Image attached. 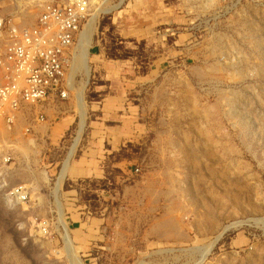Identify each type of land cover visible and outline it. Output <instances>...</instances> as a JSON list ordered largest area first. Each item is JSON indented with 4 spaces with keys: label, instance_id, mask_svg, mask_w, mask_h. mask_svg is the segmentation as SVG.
<instances>
[{
    "label": "rangeland",
    "instance_id": "374dc122",
    "mask_svg": "<svg viewBox=\"0 0 264 264\" xmlns=\"http://www.w3.org/2000/svg\"><path fill=\"white\" fill-rule=\"evenodd\" d=\"M93 16L88 78L69 68V99L12 132L0 174L30 197L0 193V264H264V0H97Z\"/></svg>",
    "mask_w": 264,
    "mask_h": 264
},
{
    "label": "built area",
    "instance_id": "2783aa9c",
    "mask_svg": "<svg viewBox=\"0 0 264 264\" xmlns=\"http://www.w3.org/2000/svg\"><path fill=\"white\" fill-rule=\"evenodd\" d=\"M217 1L236 5L260 0ZM10 3L13 11L0 14V167L6 172L15 154L13 130L20 125L21 135H30L34 125L45 121L49 101L69 99L74 45L91 14L89 0ZM6 172L0 174L3 202L12 207L27 203L30 188L7 184ZM40 224L47 236L48 223Z\"/></svg>",
    "mask_w": 264,
    "mask_h": 264
},
{
    "label": "bare ground",
    "instance_id": "6f19581e",
    "mask_svg": "<svg viewBox=\"0 0 264 264\" xmlns=\"http://www.w3.org/2000/svg\"><path fill=\"white\" fill-rule=\"evenodd\" d=\"M90 2V9H92L94 7V5L96 4L97 0H89ZM95 20V16H93V18H91V20H88V23L86 25H84L82 32H80V34L78 35V43H77V49H78V53L73 54V58L71 61V65H70V69L74 70V67H76L77 69L79 68L80 70H82V72L85 75V80L88 78V73H89V67L87 65V46L89 44V34L90 31L93 27V23ZM91 22V23H90ZM91 35V34H90ZM82 53H84V55L82 56ZM77 64V65H76ZM78 69V70H79ZM81 72V71H80ZM85 82V81H84ZM19 141V140H18ZM71 156V152L67 158V160L70 159ZM2 170V169H1ZM2 172V171H1ZM4 172V171H3ZM7 174V173H6ZM9 174V173H8ZM18 174V173H16ZM9 177V176H8ZM62 177V176H61ZM46 180V179H45ZM59 188V187H58ZM58 190V189H57ZM56 192V190H55ZM55 194V193H54ZM22 204V203H21ZM210 248V246L205 247L204 251L202 249V254L201 257H204L208 251V249Z\"/></svg>",
    "mask_w": 264,
    "mask_h": 264
},
{
    "label": "trees",
    "instance_id": "16d2710c",
    "mask_svg": "<svg viewBox=\"0 0 264 264\" xmlns=\"http://www.w3.org/2000/svg\"><path fill=\"white\" fill-rule=\"evenodd\" d=\"M101 27L104 25L103 22L100 24ZM122 49L121 46H117L115 43V39L112 38V45L110 50L107 52V56L109 59H127L130 55V51H124V55H119L117 52L118 50ZM142 74L146 73V70H141ZM92 199H95V195H92Z\"/></svg>",
    "mask_w": 264,
    "mask_h": 264
}]
</instances>
